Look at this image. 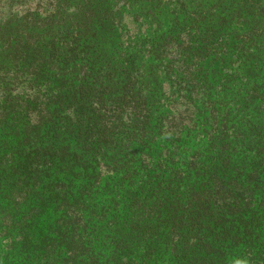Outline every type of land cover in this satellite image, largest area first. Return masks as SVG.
I'll list each match as a JSON object with an SVG mask.
<instances>
[{"label":"trees","instance_id":"1","mask_svg":"<svg viewBox=\"0 0 264 264\" xmlns=\"http://www.w3.org/2000/svg\"><path fill=\"white\" fill-rule=\"evenodd\" d=\"M0 264H264V0H0Z\"/></svg>","mask_w":264,"mask_h":264}]
</instances>
